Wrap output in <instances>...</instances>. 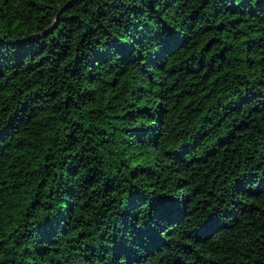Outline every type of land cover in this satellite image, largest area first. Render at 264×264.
<instances>
[{
    "label": "trees",
    "instance_id": "obj_1",
    "mask_svg": "<svg viewBox=\"0 0 264 264\" xmlns=\"http://www.w3.org/2000/svg\"><path fill=\"white\" fill-rule=\"evenodd\" d=\"M0 264H264V0H0Z\"/></svg>",
    "mask_w": 264,
    "mask_h": 264
}]
</instances>
